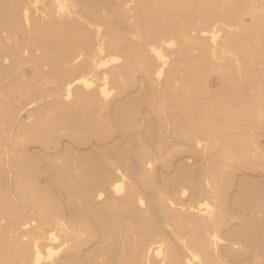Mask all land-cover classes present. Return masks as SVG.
<instances>
[{
    "label": "bare ground",
    "instance_id": "6f19581e",
    "mask_svg": "<svg viewBox=\"0 0 264 264\" xmlns=\"http://www.w3.org/2000/svg\"><path fill=\"white\" fill-rule=\"evenodd\" d=\"M262 128L264 0H0V264H264Z\"/></svg>",
    "mask_w": 264,
    "mask_h": 264
},
{
    "label": "rangeland",
    "instance_id": "374dc122",
    "mask_svg": "<svg viewBox=\"0 0 264 264\" xmlns=\"http://www.w3.org/2000/svg\"><path fill=\"white\" fill-rule=\"evenodd\" d=\"M215 83V84H214ZM213 87H217V83L215 82V80L213 81ZM33 106L32 105H29V108L28 106L20 113L22 118L25 120V121H30L31 119L28 118V110L31 109ZM25 111V112H24ZM23 113V115H22ZM26 113V114H25ZM27 118V119H26ZM259 138V139H258ZM257 141L259 143V145L263 146L264 147V128H262V130H260V134L259 136L257 137ZM35 145V146H34ZM34 145H30L29 146V150L30 152H34L36 149H37V144H34ZM32 147V148H30ZM33 149V150H32ZM179 155V156H178ZM177 155V159L174 158L175 160L173 161L174 162V165H176L180 160H184V162H186L187 164L189 165H194V164H197L198 161L201 159V157H197V156H194L191 152L187 151V149L183 148L182 149V152L179 153ZM190 156V157H189ZM196 157V159H195ZM242 171V172H240ZM259 171V173H258ZM250 173V174H249ZM253 174V175H252ZM257 174V175H256ZM256 175V176H255ZM251 176V177H250ZM251 178V179H255V183L258 187V190H262V195L264 194V172L260 171V170H250V169H247V168H241L239 170H237L235 173H234V183L232 185V187L230 188L231 190L229 191V195L230 196L228 198L227 196V199H229L228 201L231 202L232 201V197L234 196V194L236 193L237 191V188L239 187V184H240V181L242 180V178ZM260 178V179H259ZM260 180V181H259ZM261 183V184H260ZM263 183V184H262ZM259 185V186H258ZM263 185V186H262ZM233 191H235L233 193ZM231 192V193H230ZM232 195V196H231ZM264 196V195H263ZM188 197V195H186L184 198ZM231 198V199H230ZM188 199V198H187ZM185 199V200H187ZM179 208H181V206H178ZM187 206H184L182 207V209H187L186 208ZM221 245L220 246H225L224 244H228L229 242L226 240H222L221 242ZM223 243V244H222ZM235 247L238 249H242L243 246H240V245H235Z\"/></svg>",
    "mask_w": 264,
    "mask_h": 264
}]
</instances>
